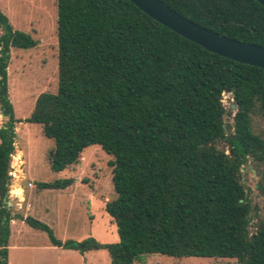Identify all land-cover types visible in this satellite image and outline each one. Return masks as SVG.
<instances>
[{"label": "trees", "instance_id": "16d2710c", "mask_svg": "<svg viewBox=\"0 0 264 264\" xmlns=\"http://www.w3.org/2000/svg\"><path fill=\"white\" fill-rule=\"evenodd\" d=\"M161 1L221 35L264 46V6L256 0ZM0 28V106L9 111L0 128V264H7L12 218L44 231L54 246L106 249L110 264L153 253L264 264V219L255 211L249 230L252 206L241 180L248 158L258 173L264 161V138L251 122L255 113L264 117V68L208 51L131 0H56V90L39 93L24 120L53 140L46 158L54 171L76 164L89 145L112 156L115 195L105 211L118 237L63 241L40 220L11 217L6 204L16 121L7 96L10 50L37 40L2 12ZM263 181L257 188L264 193ZM73 182L69 176L36 186Z\"/></svg>", "mask_w": 264, "mask_h": 264}, {"label": "rangeland", "instance_id": "374dc122", "mask_svg": "<svg viewBox=\"0 0 264 264\" xmlns=\"http://www.w3.org/2000/svg\"><path fill=\"white\" fill-rule=\"evenodd\" d=\"M0 12L13 28L29 32L37 40V44L30 48H11L7 67V96L16 119L6 195L10 216L20 214L40 220L63 241L81 240L88 236L102 243L117 241L115 223L105 211V202L115 195L112 167L108 163L112 156L97 144L89 145L82 150L76 164L54 171L46 158L53 140L42 134L39 124L24 120L39 93L56 90V0H0ZM222 101L232 112L231 94L224 92ZM2 109L0 106V128L9 118V113L4 114ZM225 120L231 122L232 117L226 115ZM251 122L253 131L264 138V117L255 113L251 115ZM251 169L254 168L248 159L242 165L241 180L252 206L250 231L254 229L255 211L264 219V193L257 188V182L264 175V161L259 164V173L254 169L253 174ZM69 176L74 178V182L62 189H40L36 186L38 181ZM9 231L7 264H110L106 249L79 253L51 245L44 231L18 218L9 221ZM134 264L239 263L234 258L175 257L153 253Z\"/></svg>", "mask_w": 264, "mask_h": 264}, {"label": "water", "instance_id": "95a60500", "mask_svg": "<svg viewBox=\"0 0 264 264\" xmlns=\"http://www.w3.org/2000/svg\"><path fill=\"white\" fill-rule=\"evenodd\" d=\"M131 1L157 22L208 51L240 63L264 68V46L221 35L182 16L161 0ZM256 1L264 6V0ZM231 108L235 109V103H231ZM2 111L4 114L9 113L5 108ZM251 171L255 173L254 169Z\"/></svg>", "mask_w": 264, "mask_h": 264}, {"label": "bare ground", "instance_id": "6f19581e", "mask_svg": "<svg viewBox=\"0 0 264 264\" xmlns=\"http://www.w3.org/2000/svg\"><path fill=\"white\" fill-rule=\"evenodd\" d=\"M13 157V156H12ZM23 169V168H22ZM16 172V171H15ZM24 172V171H23ZM13 187V186H12ZM21 188V187H20ZM13 192L14 193H17V194H19L20 193V191L19 190H13Z\"/></svg>", "mask_w": 264, "mask_h": 264}, {"label": "crops", "instance_id": "0c3cea01", "mask_svg": "<svg viewBox=\"0 0 264 264\" xmlns=\"http://www.w3.org/2000/svg\"><path fill=\"white\" fill-rule=\"evenodd\" d=\"M9 203V202H8Z\"/></svg>", "mask_w": 264, "mask_h": 264}]
</instances>
